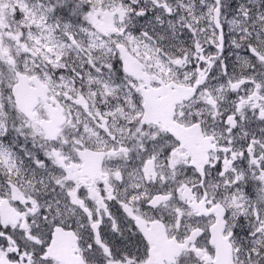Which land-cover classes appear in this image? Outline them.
I'll list each match as a JSON object with an SVG mask.
<instances>
[{"label": "snow or ice", "instance_id": "snow-or-ice-1", "mask_svg": "<svg viewBox=\"0 0 264 264\" xmlns=\"http://www.w3.org/2000/svg\"><path fill=\"white\" fill-rule=\"evenodd\" d=\"M0 264H264V0H0Z\"/></svg>", "mask_w": 264, "mask_h": 264}]
</instances>
